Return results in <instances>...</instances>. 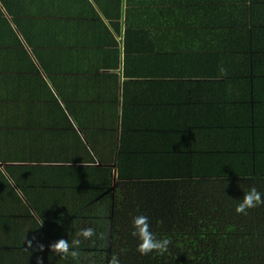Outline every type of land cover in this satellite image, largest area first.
Returning a JSON list of instances; mask_svg holds the SVG:
<instances>
[{"label":"crops","instance_id":"crops-1","mask_svg":"<svg viewBox=\"0 0 264 264\" xmlns=\"http://www.w3.org/2000/svg\"><path fill=\"white\" fill-rule=\"evenodd\" d=\"M34 98L41 134L19 161L44 166L48 208L19 227V257L110 264L121 176L264 169V0H0V131Z\"/></svg>","mask_w":264,"mask_h":264},{"label":"trees","instance_id":"trees-1","mask_svg":"<svg viewBox=\"0 0 264 264\" xmlns=\"http://www.w3.org/2000/svg\"><path fill=\"white\" fill-rule=\"evenodd\" d=\"M35 101L30 99L26 106L12 101L9 121L15 126L0 131V162H6L5 168H0V237L8 238L1 241V246L8 247L0 249V264H24L19 227L29 224L37 233L33 212L40 214L48 208L34 196L39 183L36 171L44 166L28 167L31 170L23 174L24 166L19 161L34 154V140L41 134L34 128L45 104L37 109ZM54 105L63 110L60 103ZM13 159L18 163L11 164ZM235 164L236 170L230 168L231 172L210 171L211 164H207L199 172L204 176L194 178H134L131 172L126 175L132 178L121 176L115 191L109 263L116 257L119 264H264V205L248 209L246 214L235 210L251 187L264 193L263 163L239 169ZM139 215L148 217L150 231L157 239H170L166 252L141 255L137 250L141 240L132 233L133 220ZM42 219L50 223L46 216Z\"/></svg>","mask_w":264,"mask_h":264},{"label":"clouds","instance_id":"clouds-1","mask_svg":"<svg viewBox=\"0 0 264 264\" xmlns=\"http://www.w3.org/2000/svg\"><path fill=\"white\" fill-rule=\"evenodd\" d=\"M221 72L226 74V70L221 68ZM264 193H261L255 186L251 187L244 192L242 200L236 206V212L238 214H246L248 209L256 208L257 206L264 205ZM134 231L133 236H138L141 243L138 245V251L141 255H147L153 251H158L161 254L168 250V245L171 243L170 239H157L156 235L150 231L149 219L147 216L139 215L133 220ZM84 237H90L93 235V230L91 228L85 229L82 232ZM31 246V241L28 242ZM57 251H62L67 253L69 249V244L66 240L61 239L59 243L51 245ZM43 248V246H41ZM73 255H75L73 253ZM111 264H119L116 257H113Z\"/></svg>","mask_w":264,"mask_h":264}]
</instances>
